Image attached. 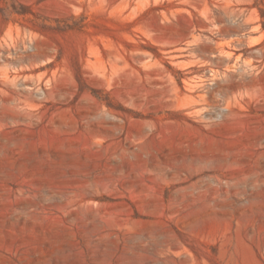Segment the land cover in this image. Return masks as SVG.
Instances as JSON below:
<instances>
[{"label":"rangeland","instance_id":"374dc122","mask_svg":"<svg viewBox=\"0 0 264 264\" xmlns=\"http://www.w3.org/2000/svg\"><path fill=\"white\" fill-rule=\"evenodd\" d=\"M0 264H264V0H0Z\"/></svg>","mask_w":264,"mask_h":264}]
</instances>
